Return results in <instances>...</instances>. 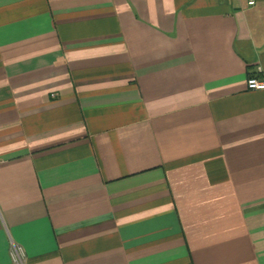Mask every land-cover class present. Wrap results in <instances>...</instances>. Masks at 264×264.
I'll return each mask as SVG.
<instances>
[{"label":"crops","instance_id":"1","mask_svg":"<svg viewBox=\"0 0 264 264\" xmlns=\"http://www.w3.org/2000/svg\"><path fill=\"white\" fill-rule=\"evenodd\" d=\"M251 77L264 0H0V264H264Z\"/></svg>","mask_w":264,"mask_h":264},{"label":"built area","instance_id":"2","mask_svg":"<svg viewBox=\"0 0 264 264\" xmlns=\"http://www.w3.org/2000/svg\"><path fill=\"white\" fill-rule=\"evenodd\" d=\"M253 3V2H250ZM247 86L249 89H264V81H259L254 77H251L247 80ZM10 255L12 260L16 264H24L25 261V253L21 246L17 244L11 245Z\"/></svg>","mask_w":264,"mask_h":264}]
</instances>
